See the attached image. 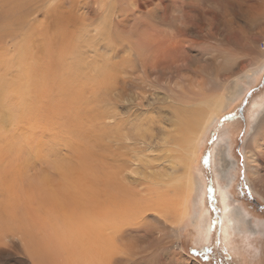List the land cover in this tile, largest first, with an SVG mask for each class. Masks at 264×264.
<instances>
[{
	"label": "bare ground",
	"instance_id": "bare-ground-1",
	"mask_svg": "<svg viewBox=\"0 0 264 264\" xmlns=\"http://www.w3.org/2000/svg\"><path fill=\"white\" fill-rule=\"evenodd\" d=\"M100 3V10L93 8V12L106 17L105 33H113L120 48L130 54L134 104L139 92L153 97L150 103L153 112L159 115L156 131L171 141L175 153L169 161L171 167L166 173L157 172V168L144 180H134L133 189L118 171L97 165L100 162L95 164L99 161L96 148H101L104 138L97 142L98 138L92 139V134L85 131L71 144L73 156L56 166L57 174L64 180L59 187L37 183L36 194L17 193V189L15 197L1 199L0 233H14L9 240L24 245L20 253L26 256L17 257L18 264H199L183 249L177 251L179 237L175 229L188 222L205 241L211 236V213L202 208L205 189L199 180L198 158L211 126L240 99L241 83L247 85L246 81L253 80L257 70L264 66V46H261L264 0H101ZM6 12L0 14L7 15ZM30 55V48L19 55L20 67ZM30 74L39 75L34 67H29L23 76ZM99 76L109 78L102 69ZM69 79L63 74L59 81L63 102L78 98ZM52 80L54 76L52 79L45 76L43 81ZM35 85H38L35 99L50 95L51 89L42 80L37 79ZM258 107V122L245 143V158L250 186L258 196L260 193L264 196V103ZM40 113V109L18 103L8 121ZM68 114L73 116L74 112ZM73 126L71 121L70 131ZM222 142L216 147L219 159L216 169L218 177L228 181L225 186L220 185L225 197V235L227 238L262 235L261 222L249 220L245 210L228 198L232 196L228 192L232 179L227 172L236 167V162L229 147H222L227 142ZM10 144L21 151L17 143ZM135 164L143 168L139 159ZM98 172L102 174L98 176ZM142 183L149 184L154 193H145L144 189L140 193L144 186L137 191L135 186ZM159 185L169 186V193L160 191ZM157 230L165 231L174 243L166 244ZM146 238L149 241L139 248L138 239ZM150 244L155 249H149Z\"/></svg>",
	"mask_w": 264,
	"mask_h": 264
},
{
	"label": "rangeland",
	"instance_id": "rangeland-1",
	"mask_svg": "<svg viewBox=\"0 0 264 264\" xmlns=\"http://www.w3.org/2000/svg\"><path fill=\"white\" fill-rule=\"evenodd\" d=\"M100 2L0 0V13L4 10L8 13L0 14V201L15 197L21 191L36 194L34 186L37 183L59 187L64 180L57 174L56 166L73 156L71 144L85 131L92 134V139L98 138L97 142L101 143L104 138L101 148H96L99 155L95 156L99 161L95 164L100 162L97 165L118 171L133 189L134 180H144L157 168V172L163 173L170 169L169 161L175 153L172 152L171 141L156 131L159 115L153 112L154 107L150 103L153 97L150 93L139 92L134 104L131 57L128 51L120 48L113 33H105L106 17L94 14L93 8L99 11ZM221 5L225 6L224 3ZM220 33L223 34L222 31ZM210 44L218 47L215 43ZM261 46H264L263 43ZM26 48L32 50V55L20 67L19 55ZM29 67H34L39 75L23 76ZM101 69L109 74L107 80L99 76ZM257 71L253 80L246 81L247 85L241 83L240 99L211 126L202 142L197 171L205 189L202 208L211 213L210 238L207 241L202 239L197 229L188 222L175 229L179 237L177 251L183 249L199 264H264V229L262 235L253 238H227L225 235V197L220 185L225 186L228 181L224 177L221 180L216 169L219 163L216 147L222 141L223 144L227 142L228 146L222 147H229L236 162L234 171L227 172L232 179V184L228 186L232 196L228 198L235 202V206L245 210L249 220L261 222L264 228V196L261 193L258 196L252 190L245 158V143L258 122V106L264 103V66ZM63 74L70 78L72 88L76 89L78 98L71 102H63L65 98L59 83ZM45 76H51V79L54 76L55 80L45 83ZM37 79L51 89L50 95L42 100L34 98L38 89L35 85ZM161 81L164 82L163 79ZM18 103L29 109H40L41 113L31 118L27 115L8 121L14 105ZM49 104L54 105L50 107ZM69 111H73L74 115L70 116ZM71 121L75 126L70 131L68 126ZM145 131L151 134H145ZM10 142L20 145L21 151L13 149ZM138 159L143 168L136 166ZM103 166L100 167L105 170ZM97 174L100 176L102 173ZM97 174L93 176L97 177ZM163 178L166 180L167 176ZM262 178L264 183V174ZM3 185L10 189L3 188ZM143 186L142 183L135 188L138 191ZM149 186L146 184L139 192L144 189L145 193H154ZM160 186V191L169 193V186ZM30 205L36 207L35 204ZM156 232L166 244L174 243L165 231ZM12 235L14 233L9 231L0 233V264H18L20 258L17 257L26 256L20 253L23 244L9 240ZM138 241L141 248L149 240ZM149 249L153 250L155 246L150 244Z\"/></svg>",
	"mask_w": 264,
	"mask_h": 264
}]
</instances>
